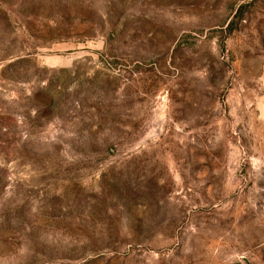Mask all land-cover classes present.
<instances>
[{
  "label": "rangeland",
  "instance_id": "obj_1",
  "mask_svg": "<svg viewBox=\"0 0 264 264\" xmlns=\"http://www.w3.org/2000/svg\"><path fill=\"white\" fill-rule=\"evenodd\" d=\"M0 264H264V0H0Z\"/></svg>",
  "mask_w": 264,
  "mask_h": 264
}]
</instances>
